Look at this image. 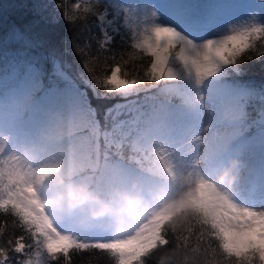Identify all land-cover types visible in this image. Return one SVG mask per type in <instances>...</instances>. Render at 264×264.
Masks as SVG:
<instances>
[{"label": "snow or ice", "instance_id": "6c2138e0", "mask_svg": "<svg viewBox=\"0 0 264 264\" xmlns=\"http://www.w3.org/2000/svg\"><path fill=\"white\" fill-rule=\"evenodd\" d=\"M57 6L65 7L60 3ZM71 8L82 9L83 16L75 19L91 20L98 33L96 51L104 55V61L98 55L96 69L84 81L96 98H127L141 90L146 78L152 83L179 81L175 87H165L180 103H162L141 112L135 107L137 101L129 100L106 109L101 125L86 92L71 80L64 89L55 86L51 78L52 87H45L40 80L30 85L11 82L9 87V81L4 80L0 147L7 148L5 141H12L89 159L93 151H99L101 138L106 146L119 138L134 152H142L141 157L154 156L162 168L194 174L209 173L236 158L240 165L235 196L264 204V185L245 190L242 177L244 153L253 145L264 152V82L257 85L244 74L246 62L264 61V52L259 56L251 54L257 46L264 48V24L246 23L230 27L224 34L201 38L157 24L154 11L129 8L122 0H83V5L74 2ZM62 13L68 24L75 22L66 10ZM137 13L150 16L151 25L126 36L124 30ZM125 44L127 48L122 46ZM139 53L150 58L143 77L126 71L128 61L124 56L135 59ZM173 60L182 71L171 66ZM104 63L110 67L105 69ZM53 65L52 75L62 76L56 57ZM253 112L261 119H252ZM120 116L128 118L119 119ZM257 124L258 142L257 135H246ZM221 129L229 131L222 134ZM184 203L199 216L200 224L211 229L206 235L215 242L213 250L223 264H254L257 259L264 264V210L257 211L219 194L203 179L197 180L195 190L186 195ZM0 214L13 218V235L6 239L7 221L0 224V264H71V252L88 249L101 250L114 264H151L156 248L169 243L163 226L157 244H143L140 231L124 239H93L105 232L71 218L53 221L37 199L31 176L18 167L14 154L5 159L3 151ZM16 228L22 230L21 235H14ZM204 236L202 229L198 239Z\"/></svg>", "mask_w": 264, "mask_h": 264}, {"label": "rangeland", "instance_id": "374dc122", "mask_svg": "<svg viewBox=\"0 0 264 264\" xmlns=\"http://www.w3.org/2000/svg\"><path fill=\"white\" fill-rule=\"evenodd\" d=\"M122 3L129 8L154 11L156 13L155 23L174 27L177 31L190 37L198 35L202 38L216 33L224 34L230 27L246 23L264 24V0H122ZM161 9L164 12H161ZM176 9L178 10L177 14H175ZM131 19L132 22L124 30L127 36H131L137 30L142 31L145 27H150L152 22L150 16L145 17L143 13H137ZM10 32L2 39L3 43H0V56L5 54L3 63L0 64V98L3 97L6 90L4 80L9 81V87L11 82H22L30 85L37 80H40L45 87H52L50 78L55 86L60 89L69 86L67 81L70 79L62 68V64H66L65 59L60 61L59 55H57L59 52L56 51L55 46L49 45L43 37H29L19 28L12 29ZM53 57L60 61L62 76L52 75ZM171 66L177 71H182L181 66L175 60ZM60 82L62 83L60 84ZM179 84V81H163L160 86L157 83L148 86L147 89L156 86L158 94H148L147 97L137 102L135 107L143 112L162 103H180L179 98L168 92L165 87H175ZM129 100L135 101L134 98ZM127 101L117 103L114 106L125 104ZM256 106L259 108L261 105L257 103ZM121 111H127V109H121ZM127 118V116L119 117V119ZM252 119L259 120L261 117L253 112ZM259 128L260 125L257 124L246 135L249 137L257 135ZM228 131L221 129L222 134ZM2 135L3 133H0V136ZM5 142L7 148L0 147L5 159L9 157L10 153L14 154V159L17 158V155H20L18 146L24 147V145L14 144L12 141ZM201 153H203V148ZM39 154L40 152L36 151L33 157L31 155L20 156L19 161L15 159V163L23 172L28 174L37 165ZM141 156H143L142 152H134L130 144L127 142L120 143L119 138L108 146L101 138L99 151H93L91 158L85 159L80 155H74L70 161L62 158L66 160L65 164L77 166L78 176L76 180L83 182L86 186L81 193L83 200L92 203L94 207L99 209L109 207V216L115 212L112 205L117 201L116 196L124 195L122 207L124 216L130 217L128 223H124L122 227H117V234L111 235L105 234L107 233L105 232L99 236L94 235L93 239H124L134 236L140 231L141 243L157 244L161 226L176 215L185 217L188 213L186 211L189 209L184 203L185 197L190 191L195 190L198 179H203L205 183L214 185L219 194L236 199L242 205L252 206L257 211L264 210V204L259 203L258 200L254 203L250 198L235 196V184L238 180V167L240 165V161L236 158L228 159L225 165L213 169L209 173L194 174L189 170L176 169L173 171L162 168L154 156L149 155L146 158ZM61 160L58 162L61 163ZM231 160L239 162L230 173L234 177L232 182L219 180L218 177L229 167ZM242 162L245 164L242 171L245 190L251 191L260 185H264V152L253 145L244 153ZM31 182L33 184L32 178ZM61 189L65 190L63 187ZM35 191L44 211L53 221L59 222L67 219H61L60 216L65 205L56 204L54 207L61 210L56 214L53 212V205H50V202L55 200L59 190H53L52 193L43 192L41 195L37 187H35ZM129 201L132 204L131 208L128 207ZM81 205L82 202L76 205V211ZM102 218L105 219L106 216ZM115 226L117 225H113V227Z\"/></svg>", "mask_w": 264, "mask_h": 264}, {"label": "trees", "instance_id": "16d2710c", "mask_svg": "<svg viewBox=\"0 0 264 264\" xmlns=\"http://www.w3.org/2000/svg\"><path fill=\"white\" fill-rule=\"evenodd\" d=\"M74 2L76 0H0V43H3L2 39L11 33L12 29L19 28L29 37H43L49 45L55 46L56 51L59 52L57 55H59L60 61L65 59L66 64H62V68L68 75L67 77L78 88L86 92L88 102L97 113L96 118L103 125L106 109L130 98L139 102L148 94L157 95L158 93L156 86L147 89L154 83L145 78V85L140 86L141 90L127 98L113 96L105 100L98 99L93 95V90L86 87L84 81L89 78V73L96 69L97 56L99 55L101 62H103L104 55L98 54L96 51L95 37L98 36V33L92 26L91 20L82 22L75 19L83 16V13L82 9L73 10L71 8ZM58 3L65 7L60 9L57 6ZM78 3L83 5V0ZM92 3L95 1L92 0ZM65 10L70 17L74 18V23L68 24L65 21L62 13ZM124 34L126 35L125 32ZM89 43L91 47L88 46ZM122 46L127 48L126 44ZM128 51L132 50L128 49ZM261 52H264V48L257 46L256 51L251 54L259 56ZM4 57L5 54L0 56V64L3 63ZM124 59L128 61L126 71L140 77L144 76L146 66L150 63V58L143 53H139L135 59L125 55ZM86 64L88 65L87 68L85 67ZM103 66L107 69L110 64L104 63ZM244 74L246 79L254 81L257 85L264 82V61L246 62ZM162 83L163 81H160L157 84L160 86ZM188 209L185 217L176 215L163 225L169 243L156 248L151 258V264H223L219 253L213 250L215 242L209 241L206 235V232L211 231V229L200 224L199 216L190 208ZM12 219L11 216L0 214V224L7 221L5 239L7 235H13ZM202 229L205 230V236L198 239ZM21 234L22 230L16 228L14 235ZM207 241L213 245L210 246ZM70 262L71 264H114L107 254L95 249L71 252ZM254 264H259V260H255Z\"/></svg>", "mask_w": 264, "mask_h": 264}, {"label": "bare ground", "instance_id": "6f19581e", "mask_svg": "<svg viewBox=\"0 0 264 264\" xmlns=\"http://www.w3.org/2000/svg\"><path fill=\"white\" fill-rule=\"evenodd\" d=\"M160 11L162 12L163 10L161 9ZM177 12L178 10L176 9L175 14H177ZM18 148L20 149L18 150L20 155H17V158H15L16 161H19L20 156L24 155L27 157V155H31V157H33L36 151L40 152L37 165H35L28 174L33 180V186L38 188L40 195L43 192L52 193L53 190H59L55 200L50 202V205H53L52 209L55 214L61 211L58 207H54L56 204L65 205L63 207V212L61 211L60 214L62 217L61 219L71 218L76 223L95 225L104 232H107L105 234L111 235L118 233L116 231V229H118L117 227H122L124 223H128L130 217L124 216L122 207L124 195L122 194L116 196L117 201L112 205L115 212H113L111 216H109V207L99 209L98 207H94L92 203L86 202L83 199L80 200V202H82L81 207L79 206V210L76 211L75 207L79 204L76 203V200L81 197V193L86 186H84L83 182L76 180L78 176L76 170L77 166L75 164H65L66 160H63L68 159V161H70L73 159L74 155H65L57 151H52L51 149H43L34 145H24V147L18 146ZM59 160H61V163L58 162ZM62 187L65 190H62ZM104 216H106L105 219L102 218ZM113 225L117 226L113 227Z\"/></svg>", "mask_w": 264, "mask_h": 264}, {"label": "clouds", "instance_id": "9594fccd", "mask_svg": "<svg viewBox=\"0 0 264 264\" xmlns=\"http://www.w3.org/2000/svg\"><path fill=\"white\" fill-rule=\"evenodd\" d=\"M239 162L237 160H231L229 161V167L227 169H225L221 175L218 177L219 180L221 181H225L227 180V182L231 183L232 180H233V175L230 174L232 173V171L235 169L236 165L238 164ZM83 197H80L76 200V203H79L80 200H82ZM132 204H131V201L128 202V207L131 208Z\"/></svg>", "mask_w": 264, "mask_h": 264}]
</instances>
